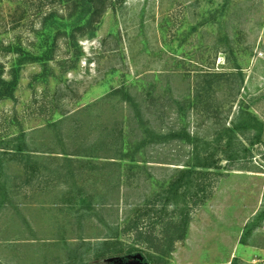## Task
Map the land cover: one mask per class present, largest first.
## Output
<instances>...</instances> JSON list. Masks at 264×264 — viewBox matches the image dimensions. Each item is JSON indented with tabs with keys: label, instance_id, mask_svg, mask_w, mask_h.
<instances>
[{
	"label": "rangeland",
	"instance_id": "374dc122",
	"mask_svg": "<svg viewBox=\"0 0 264 264\" xmlns=\"http://www.w3.org/2000/svg\"><path fill=\"white\" fill-rule=\"evenodd\" d=\"M74 3L0 0V264H264V0Z\"/></svg>",
	"mask_w": 264,
	"mask_h": 264
},
{
	"label": "trees",
	"instance_id": "16d2710c",
	"mask_svg": "<svg viewBox=\"0 0 264 264\" xmlns=\"http://www.w3.org/2000/svg\"><path fill=\"white\" fill-rule=\"evenodd\" d=\"M107 1L108 0H75V3L73 6H75V8H77V9L81 10V13H85L86 11L88 12V10H89L90 17L88 18V20H89V24H91V23H94L95 21H98V18L101 15V12H104V10L107 8V4H106ZM53 15H55V14L54 13L49 14V17L46 18V21L50 20L51 17H55ZM87 21H86V23H87ZM77 24H79V21L73 22L70 24V26H74L70 30L71 32L82 29L79 27L76 30L75 26ZM48 36H49V34L47 32L43 31L41 33V39L42 40L44 38L47 40ZM48 52H44L43 54L46 55ZM43 54L37 56L34 59H40L43 56ZM15 84H16V82H14V81L12 83H6V82H3L2 80H0V94H2V95L13 94ZM249 118H250V121H252V122L254 121L258 125L255 126V124H254V127L252 128V129L256 130V133H255L254 138L250 139L248 146H246L245 142H243L241 139V136H242L241 133H245V132H243L244 130H243L242 126H239L237 124H235L233 127L231 126V127L225 128L224 133L219 138V140H221V141L224 140V142H225L224 147H223V153H224L225 161L227 162V164L231 163L232 167L233 166L234 167H240V166H235L236 163L242 161L243 159L250 157L249 156L250 154L252 155L251 147H253L257 143H260V144L263 143V135H264V124H263V122H260L257 118H255L251 114H250ZM234 140H237V142L235 143ZM143 142H144V144H146V140H143ZM126 143H127L126 140L123 141L122 151L123 150L125 151V149L127 150ZM211 157H213L212 154H211V156H208L207 159H205V161H203L202 159H200L199 156H197L196 159L194 158L196 162L188 163V164L184 165L182 168H180L181 169V170H179L180 174H183V175L196 174V173L202 174V173H204V171H209V170H213V169H215V170L221 169L220 164H218V163H220V161H214L213 162L209 159ZM112 159H114V158H112ZM118 161L124 162V159H118ZM128 161H130V163H136L137 162V160L134 158V156L133 157L131 156V158H129ZM143 162H146V161H143ZM229 168L230 167L226 168V170H228V171L232 170ZM242 168L243 167H240L239 170H243ZM181 185H183V181H181V179H177L171 183V187L175 188L174 191H176ZM185 187H189V184L187 183ZM183 222L185 225H187L188 218L186 217L183 220Z\"/></svg>",
	"mask_w": 264,
	"mask_h": 264
}]
</instances>
